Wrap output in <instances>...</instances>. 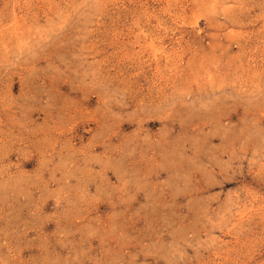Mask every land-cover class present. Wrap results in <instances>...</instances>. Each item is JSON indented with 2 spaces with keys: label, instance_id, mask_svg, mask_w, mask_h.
I'll list each match as a JSON object with an SVG mask.
<instances>
[{
  "label": "rangeland",
  "instance_id": "rangeland-1",
  "mask_svg": "<svg viewBox=\"0 0 264 264\" xmlns=\"http://www.w3.org/2000/svg\"><path fill=\"white\" fill-rule=\"evenodd\" d=\"M0 264H264V0H0Z\"/></svg>",
  "mask_w": 264,
  "mask_h": 264
}]
</instances>
